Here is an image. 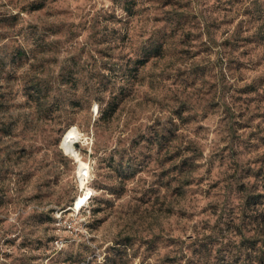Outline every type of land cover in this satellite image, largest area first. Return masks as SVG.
<instances>
[{"label":"rangeland","instance_id":"374dc122","mask_svg":"<svg viewBox=\"0 0 264 264\" xmlns=\"http://www.w3.org/2000/svg\"><path fill=\"white\" fill-rule=\"evenodd\" d=\"M247 186L264 0H0V264H264Z\"/></svg>","mask_w":264,"mask_h":264},{"label":"trees","instance_id":"16d2710c","mask_svg":"<svg viewBox=\"0 0 264 264\" xmlns=\"http://www.w3.org/2000/svg\"><path fill=\"white\" fill-rule=\"evenodd\" d=\"M102 104L103 103L100 101L98 120L108 121L110 118H112V116L116 112V108L118 105V96L112 94L110 99L106 101V105L103 106ZM245 191H246V195L243 201L241 213L245 215L247 210H252V213L254 214V212H256L255 207L257 205H261V204L264 205V191L250 190L249 186L245 188ZM261 236L264 237V219H262L261 223L259 224V230L257 233L258 238H261Z\"/></svg>","mask_w":264,"mask_h":264},{"label":"bare ground","instance_id":"6f19581e","mask_svg":"<svg viewBox=\"0 0 264 264\" xmlns=\"http://www.w3.org/2000/svg\"><path fill=\"white\" fill-rule=\"evenodd\" d=\"M78 203H79V201H78Z\"/></svg>","mask_w":264,"mask_h":264}]
</instances>
